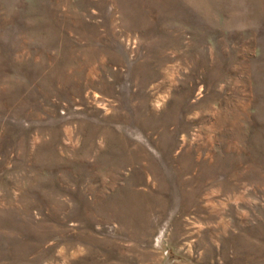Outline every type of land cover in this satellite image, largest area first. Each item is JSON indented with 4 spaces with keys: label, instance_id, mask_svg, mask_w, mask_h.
<instances>
[{
    "label": "rangeland",
    "instance_id": "rangeland-1",
    "mask_svg": "<svg viewBox=\"0 0 264 264\" xmlns=\"http://www.w3.org/2000/svg\"><path fill=\"white\" fill-rule=\"evenodd\" d=\"M0 264H264V0H0Z\"/></svg>",
    "mask_w": 264,
    "mask_h": 264
},
{
    "label": "bare ground",
    "instance_id": "bare-ground-1",
    "mask_svg": "<svg viewBox=\"0 0 264 264\" xmlns=\"http://www.w3.org/2000/svg\"><path fill=\"white\" fill-rule=\"evenodd\" d=\"M134 20H136V19H134Z\"/></svg>",
    "mask_w": 264,
    "mask_h": 264
}]
</instances>
